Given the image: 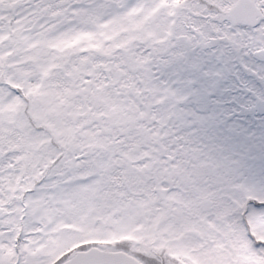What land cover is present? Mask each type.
I'll use <instances>...</instances> for the list:
<instances>
[{
    "label": "snow or ice",
    "instance_id": "obj_1",
    "mask_svg": "<svg viewBox=\"0 0 264 264\" xmlns=\"http://www.w3.org/2000/svg\"><path fill=\"white\" fill-rule=\"evenodd\" d=\"M0 264H264V0H0Z\"/></svg>",
    "mask_w": 264,
    "mask_h": 264
}]
</instances>
